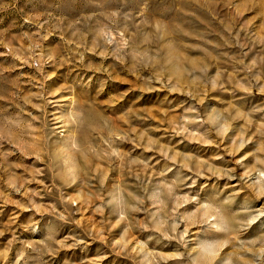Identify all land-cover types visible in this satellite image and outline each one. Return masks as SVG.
Returning a JSON list of instances; mask_svg holds the SVG:
<instances>
[{
    "label": "rangeland",
    "instance_id": "374dc122",
    "mask_svg": "<svg viewBox=\"0 0 264 264\" xmlns=\"http://www.w3.org/2000/svg\"><path fill=\"white\" fill-rule=\"evenodd\" d=\"M49 13L53 19L45 24ZM112 13H118L115 24L109 20ZM118 32L129 42L123 49L127 53L123 64L114 57L102 58L105 50L114 49L113 44L104 46L109 38L106 33L116 37ZM0 41V53H5L0 55V137H4L0 140V228L8 226L5 235L0 237L2 250L12 238L13 229L31 216L17 203L7 201L27 204L23 193L30 192L36 194L32 199L38 205L55 202L54 196L47 194L54 182L52 173L46 170L45 160L36 159V153L44 151V135L52 134L51 128L42 131L40 118L44 113L39 107L42 100L36 93L47 95L74 82L92 81L90 91L78 93V103L85 108L95 105V109H90L94 115L109 117L118 135L122 130L131 138L118 141L114 147L119 146L136 158L155 156L159 165V152H146L145 148L153 140H158L161 148L177 146V141L167 134L169 122L183 113L179 103L183 97L166 89L159 91V81L170 79L183 87L187 82L186 72H198L204 66L209 67L213 75L223 72L227 78L235 73L236 78L241 79L245 73L237 72L242 67L237 59L243 58L244 63L249 64L264 57V43L256 42L264 41V0H0ZM41 63L42 72L37 70ZM134 65H137L135 70ZM257 71L264 72V63L253 69V73ZM52 73L55 75H50ZM46 76L49 78L45 79ZM144 87L156 90L147 92L142 90ZM226 87L231 89L232 85L226 84ZM213 95L221 107L243 97L237 104L242 112L264 108V93L256 87L250 95L239 90L236 97L230 92ZM114 97L121 98L117 109L106 112L105 102ZM54 115L48 113L45 120ZM252 119L259 121L261 117L253 114ZM245 125L246 120L239 119L232 136L239 134ZM257 130L255 123L246 129V138L253 139L238 156L255 152L264 144V137ZM98 140L96 137L93 146ZM132 140L144 147H136ZM226 147H232L231 139L219 148H204L185 141L176 150L196 157L197 162L231 166ZM217 155L225 156V161L212 160ZM127 162L126 159L124 163ZM246 163L251 164L252 158ZM107 167L102 160L94 161L92 176L97 172L103 174ZM118 179L113 176V181ZM9 182L22 185L21 192L13 191ZM55 183L60 184V181ZM114 188L115 184L110 183L104 194ZM98 189V181L87 178L63 189L65 196L75 197L83 208L77 218L86 217L93 228L97 225L91 222L100 217L94 215L95 210L89 204L99 199L102 193ZM52 191L54 193L55 189ZM14 216L15 223L10 225ZM260 234H264L262 225H256L243 238L252 239ZM109 238L113 242L123 239L119 230H114ZM231 251V247L225 249L222 256L227 258ZM104 255L109 259L99 264H131L99 242H90L86 250L61 252L60 264H93ZM246 255L251 258L250 254Z\"/></svg>",
    "mask_w": 264,
    "mask_h": 264
},
{
    "label": "clouds",
    "instance_id": "9594fccd",
    "mask_svg": "<svg viewBox=\"0 0 264 264\" xmlns=\"http://www.w3.org/2000/svg\"><path fill=\"white\" fill-rule=\"evenodd\" d=\"M117 16L118 13H112L110 22L115 24ZM48 17L45 24L53 19L51 13ZM106 35L109 38L104 46L113 44L114 49L111 52L105 50L102 58L114 57L123 64L127 54L123 49L129 42L119 32L116 37ZM24 62L28 63L27 60ZM236 62L242 66L237 72L245 73L239 80L235 73L225 78L223 72L213 75L210 68L204 66L198 72H186L187 82L183 87L170 79L159 81V91L166 89L183 97L179 102L183 113L169 122L167 133L177 141V146L187 141L204 148H219L231 139L232 147L225 148L231 166L197 162L196 157L178 152L177 146L161 148L158 140L151 141L145 151H158L159 165L155 156L136 158L131 152L114 147L118 141L131 138L122 130L118 135L114 121L109 117L94 115L90 109H95V105L85 108L77 101L80 91H90V80L65 85L47 95L36 93L42 100L39 105L44 113L40 118L42 131L52 130L51 135H44V151L36 153V159L45 160L46 170L52 173L54 182L48 187L47 194L54 196L55 202L38 205L32 199L36 194L30 192L23 193L28 199L27 204L7 201L17 203L31 216L26 223L13 229L12 238L0 250V264H60L61 252L86 250L90 242H99L131 264H264V234L252 239L243 238L256 225H262L264 233V144L255 152L238 156L253 139L246 138L247 128L258 124L257 131L264 137V108L242 112L237 104L243 97L221 107L213 95L230 92L236 97L237 90L250 95L254 87L264 93V72L253 73V69L264 63V57L249 64H245L243 58ZM143 66L150 67L148 64ZM136 67L134 65L133 70ZM37 70L42 72V63ZM226 84H231L232 88H227ZM105 86L106 82L101 91ZM142 90L152 92L156 89L144 87ZM120 99L114 97L106 101L105 111L116 110ZM48 113L55 115L45 120ZM253 114L261 119L254 121ZM164 115L167 117V111ZM241 118L246 120L245 128L233 137L237 131L236 122ZM96 137L99 140L93 146ZM2 139L4 137H0ZM132 142L136 147H144L135 140ZM249 157L251 164L246 163ZM126 159L127 164L124 163ZM96 160L104 161L108 167L103 174L97 172L93 177L92 167ZM212 160L224 162L225 156L217 155ZM114 175L119 179L113 181ZM86 178L98 181V190L102 193L98 200L93 199L89 204L95 210L94 215L100 217L91 222L97 225L95 228L86 217L77 218L83 211L80 202L63 192L65 187H74ZM56 180L60 184H56ZM110 183H114L115 188L104 194ZM9 187L19 193L22 185L9 182ZM52 189H55L54 193ZM117 190L119 194H116ZM15 219L14 216L9 224L15 223ZM7 230L8 226L0 228V237ZM114 230L121 232L122 240H110ZM229 247L232 251L225 258L222 252ZM108 259L107 255L100 256L93 264Z\"/></svg>",
    "mask_w": 264,
    "mask_h": 264
}]
</instances>
